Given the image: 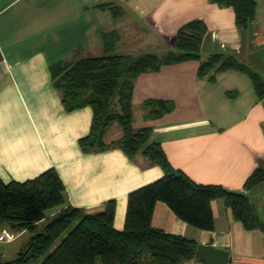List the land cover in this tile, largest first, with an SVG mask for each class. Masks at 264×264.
Listing matches in <instances>:
<instances>
[{"label":"crops","instance_id":"0c3cea01","mask_svg":"<svg viewBox=\"0 0 264 264\" xmlns=\"http://www.w3.org/2000/svg\"><path fill=\"white\" fill-rule=\"evenodd\" d=\"M255 1V19L243 32L231 7L210 0H0V59H5L0 63V178L24 181L52 167L64 185V206L95 213L114 199L113 225L123 229L128 193L161 177L163 170L117 145L82 149L78 140L89 132L92 109L64 108L50 64L103 55L102 34L107 32L118 34L114 53L164 57L177 29L201 19L207 27L202 59L212 51H227L264 81V0ZM198 64L190 59L138 75L132 125L151 126V139L161 143L171 165L195 182L238 190L264 155V96L246 70L198 77ZM149 98L171 100L174 108L150 119L143 104ZM121 134L115 122L104 141L111 143ZM250 198L264 211V188ZM210 205L212 230L189 225L161 201L155 203L152 225L228 250V264H264L263 231L245 229L220 198ZM57 211L49 210L38 226ZM12 232L13 239L0 244V260L14 258L31 235ZM181 264L207 263L193 258Z\"/></svg>","mask_w":264,"mask_h":264},{"label":"trees","instance_id":"16d2710c","mask_svg":"<svg viewBox=\"0 0 264 264\" xmlns=\"http://www.w3.org/2000/svg\"><path fill=\"white\" fill-rule=\"evenodd\" d=\"M210 1L220 7H231L236 26L243 32L250 30L256 15L255 0ZM206 35L207 27L201 19L190 20L177 29L173 48L160 57L151 52L114 53L119 37L116 32H107L102 34L103 55L50 64L52 84L59 90L64 108L90 106L92 109L89 132L78 140L82 149L102 150L117 145L129 156L141 153L157 163L163 175L128 193L121 230L113 225L114 199L107 200L102 210L95 213L64 206V185L52 167L24 181L5 182L0 178V227L31 233L24 248L14 258L0 260V264H181L193 258L202 260L199 244L194 239L152 225L158 201L164 202L189 225L212 230L214 218L210 203L220 198L245 229H260L264 233V211L258 210L250 198V194L256 195L264 188V155L241 189L201 184L171 165L161 143L151 139V126L135 128L132 125L135 78L163 64L195 59L199 61L198 77L209 73L210 78L227 69L246 70L258 95L264 96L261 74L234 54L217 50L201 58ZM143 104L150 119L160 118L174 108L168 99L149 98ZM115 122L121 128V137L105 143L104 133ZM56 208L58 211L38 226L47 212ZM62 234L64 236L56 243Z\"/></svg>","mask_w":264,"mask_h":264},{"label":"water","instance_id":"95a60500","mask_svg":"<svg viewBox=\"0 0 264 264\" xmlns=\"http://www.w3.org/2000/svg\"><path fill=\"white\" fill-rule=\"evenodd\" d=\"M201 259L207 264H228L229 251L213 245L199 244Z\"/></svg>","mask_w":264,"mask_h":264},{"label":"built area","instance_id":"2783aa9c","mask_svg":"<svg viewBox=\"0 0 264 264\" xmlns=\"http://www.w3.org/2000/svg\"><path fill=\"white\" fill-rule=\"evenodd\" d=\"M0 63L5 64V59L1 56ZM13 237V232L8 229L0 228V244L8 242Z\"/></svg>","mask_w":264,"mask_h":264},{"label":"rangeland","instance_id":"374dc122","mask_svg":"<svg viewBox=\"0 0 264 264\" xmlns=\"http://www.w3.org/2000/svg\"><path fill=\"white\" fill-rule=\"evenodd\" d=\"M66 232H67V231H66ZM66 232H65V233H66ZM65 233H64V234H65ZM64 234H62V235L56 240V243L59 242V240L61 239L62 236H64ZM13 237H14V234H13ZM13 237H12V239H13ZM12 239H11V240H12ZM19 240H21V239H19ZM19 240H17V241L15 242V244H17V243L19 242ZM9 241H10V240H9ZM44 258H45V257H43L42 260H43Z\"/></svg>","mask_w":264,"mask_h":264}]
</instances>
